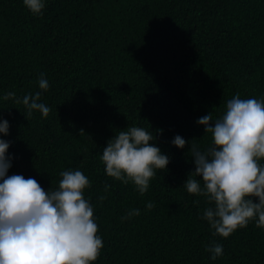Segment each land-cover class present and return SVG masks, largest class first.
Instances as JSON below:
<instances>
[{
	"label": "trees",
	"instance_id": "16d2710c",
	"mask_svg": "<svg viewBox=\"0 0 264 264\" xmlns=\"http://www.w3.org/2000/svg\"><path fill=\"white\" fill-rule=\"evenodd\" d=\"M6 91H42L51 108L29 115L0 100L10 122L0 133L11 141L8 174L32 176L45 190L59 186L63 169L80 168L91 181L84 195L104 240L92 264H264V227L253 219L228 237L214 234L202 216L210 202L183 186L195 169L191 140L202 150L212 141L198 117L221 116L236 93L264 97V0H47L43 15L23 0H0ZM129 125L151 131L170 157L143 194L100 159ZM176 134L189 141L184 148L171 143ZM131 208L140 214L121 219ZM213 241L224 249L216 259Z\"/></svg>",
	"mask_w": 264,
	"mask_h": 264
},
{
	"label": "clouds",
	"instance_id": "9594fccd",
	"mask_svg": "<svg viewBox=\"0 0 264 264\" xmlns=\"http://www.w3.org/2000/svg\"><path fill=\"white\" fill-rule=\"evenodd\" d=\"M23 3L34 15H43L47 0ZM38 84L41 90L50 88L44 73ZM41 96L42 91L22 97L6 91L0 100L11 98L22 103L29 115L35 110L47 117L51 108ZM197 123L211 133L212 141L202 150L195 138L191 140L188 151L195 169L183 186L210 202L203 219L214 234L224 237L253 219L264 227V97L242 98L236 93L226 101L221 116L214 119L210 112L198 117ZM9 130V120L0 117V133L7 135ZM155 139L142 126L129 125L116 132L100 157L106 173L125 184L133 182L141 194L146 192L156 170L167 168L170 162L169 155L152 142ZM171 143L184 148L189 141L176 134ZM10 144L0 136V264H92L100 256L104 240L98 233L94 206L84 195L91 186L89 177L80 168L63 169L59 186L45 190L32 176L8 174L12 167ZM109 188L106 184L105 190ZM253 197H258V202ZM146 207L151 209L154 202L148 201ZM140 211L131 208L121 219ZM208 250L212 259L224 254L223 245L215 241Z\"/></svg>",
	"mask_w": 264,
	"mask_h": 264
}]
</instances>
